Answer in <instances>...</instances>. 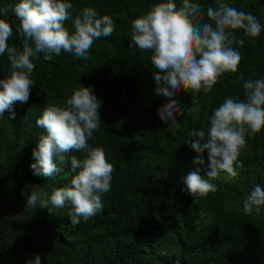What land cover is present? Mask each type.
Returning a JSON list of instances; mask_svg holds the SVG:
<instances>
[{"label": "trees", "instance_id": "trees-1", "mask_svg": "<svg viewBox=\"0 0 264 264\" xmlns=\"http://www.w3.org/2000/svg\"><path fill=\"white\" fill-rule=\"evenodd\" d=\"M18 0H0L11 8ZM71 16L90 6L109 15L116 30L94 41L89 58L62 52L35 59L34 85L26 103L15 102L0 116V264H26L36 255L41 264H264V206L246 214L243 201L259 184L264 187V129L247 137L234 179L221 173L212 181L216 190L192 197L187 175L204 165L185 143L193 128L207 131L209 117L225 97L243 100L244 80L264 78V0H224L239 11L251 12L262 25L260 36L243 29L233 47L241 55L239 69L223 74L211 92L181 91L176 97L182 115L169 130L159 109L167 103L155 92L151 52L131 44V21L147 13L159 0H69ZM179 7L182 0H175ZM201 17L215 0H192ZM13 26L10 46L21 48L19 20L9 11ZM71 31L72 21H65ZM10 71L7 55L0 56V78ZM241 75L243 80L240 79ZM91 86L101 101V128L89 140L104 150L114 166L111 190L102 196L103 209L87 222L72 225L70 206L49 212L37 204L27 207L35 186L51 193L69 186L70 162L51 178L34 175L32 155L46 130L35 124L49 104L63 105L73 88ZM198 107L191 115L187 110ZM195 117V118H194ZM83 159L85 153H69Z\"/></svg>", "mask_w": 264, "mask_h": 264}, {"label": "clouds", "instance_id": "clouds-1", "mask_svg": "<svg viewBox=\"0 0 264 264\" xmlns=\"http://www.w3.org/2000/svg\"><path fill=\"white\" fill-rule=\"evenodd\" d=\"M215 4L203 20L200 5L192 0H182L179 7L175 0H159L131 21V44L152 53L155 92L167 101L159 115L169 130L178 124L177 115L183 114L175 99L181 91L207 94L223 74L238 71L241 55L233 45L242 46L244 41L237 39V31L243 29L252 38L260 36L262 25L251 12L239 11L224 0H215ZM71 8L69 0H18L11 8H0V56L6 54L10 65L7 77L0 78V116L9 111L14 118L13 104L28 101L34 85L33 61L40 54L46 60L62 52L87 60L94 41L116 30L113 19L99 15L93 7H84L74 18ZM9 11L19 20L15 28L22 41L19 50L9 45L13 36ZM68 20L72 21L71 31L65 26ZM243 90V100L225 97L213 110L207 131L193 128L188 133L190 139L185 143L198 153L193 164L204 165L203 154H208L206 177L197 168L185 178L192 197L215 191L212 181L221 173L227 179L237 177L238 158L248 147L247 137L264 129V78L244 80ZM100 108L94 89L83 86L73 88L63 105L49 103L37 117L35 124L46 134L39 137L32 152L34 175L51 178L69 162L73 175L69 186L56 187L50 194L35 186L27 207L39 204L53 212L70 206L67 215L74 226L102 211V196L111 190L115 168L102 148L89 145L93 133L101 128ZM198 111V107L187 110L189 115ZM74 152L85 153L84 158L69 157ZM262 206L264 187L257 184L243 207L250 214ZM26 264H41V257L36 255Z\"/></svg>", "mask_w": 264, "mask_h": 264}]
</instances>
